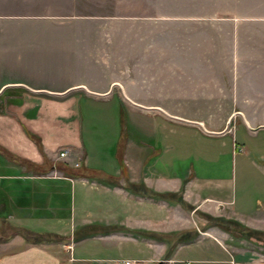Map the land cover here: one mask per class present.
<instances>
[{
    "label": "crops",
    "instance_id": "crops-1",
    "mask_svg": "<svg viewBox=\"0 0 264 264\" xmlns=\"http://www.w3.org/2000/svg\"><path fill=\"white\" fill-rule=\"evenodd\" d=\"M89 1L0 0V264H264V15L127 24L85 17ZM124 30L130 39L111 37ZM95 112L115 133L104 151ZM226 141L263 180L240 205L223 197L231 180L204 176ZM173 159L193 160L191 170ZM133 186L183 190L197 211L228 212L259 239L213 227L189 243L161 242L156 234L184 233L190 219ZM249 240L259 252L241 247Z\"/></svg>",
    "mask_w": 264,
    "mask_h": 264
},
{
    "label": "rangeland",
    "instance_id": "rangeland-1",
    "mask_svg": "<svg viewBox=\"0 0 264 264\" xmlns=\"http://www.w3.org/2000/svg\"><path fill=\"white\" fill-rule=\"evenodd\" d=\"M88 4L91 5L90 10L92 13L85 14V17L105 18L106 21L110 22H115V20L118 19L119 21L127 22V24H130V22H132L131 18L134 17H137V20L150 19L147 21L155 20L160 22L157 19L163 18L164 16L179 18L180 15L191 16L193 14H199V16L205 22L211 16L219 17L221 19H229L234 17H241L245 19L247 17H257L264 15V0H90ZM171 22L175 23L176 21L172 20ZM180 33L182 32H180L178 29L173 30L172 37L179 39ZM224 33H226V29L222 28L220 35L221 37L225 38L227 35ZM157 36L158 31H153L151 37L156 38ZM111 37L130 39L131 32L124 30V32H119L117 34L113 33ZM104 113L105 112H95L93 114L92 117L95 121V130H93L89 124L91 122L89 118L90 113L87 114L84 119L86 142L89 144V140H91V132L93 130L94 133L92 134V137L98 139L97 144L103 151V148L107 145L105 143V138H112V135L115 134L114 131L109 128L107 122H105L107 119L106 114ZM237 129L238 131L241 130L240 127H237ZM239 141L241 144L244 143L242 140H240V138ZM227 143L228 141L225 142V147H220V152L223 157L221 158L218 170L217 167L214 171L210 169L209 172L204 174V176L213 178L214 180H231L230 190L228 193L226 192V194H223V197L226 198L228 195H231L234 201L240 205L246 195V186L248 184H252L253 189H255L254 186L261 185L263 180L258 172L253 170L250 171L251 168L248 166H246V168L245 165L242 166V155L238 154L237 156V153H235L233 159L232 143L229 145V155V146H226L228 145ZM241 144H239V147H241ZM246 144L249 145V142H246ZM238 151L240 153V148ZM172 161L173 163H179L182 170H191V165L193 163V160L183 159H173ZM151 164H153V162ZM154 167L163 171V158L160 160L157 158V160H155ZM178 167L179 165L173 166V171H179ZM216 170L218 172H216ZM259 189L255 191L256 195L255 198L252 197L253 200L262 198ZM249 192L250 191H247V194H249ZM206 195L212 194L208 193ZM156 199L157 201L163 200L162 198ZM171 204L173 207L180 208L181 212L189 217L192 229L188 228L186 231H183L184 233L181 234H156L157 240H160L161 242H167L169 240L174 247L180 242L189 243L194 241L198 236H201L198 230H201L205 233V231H209L213 229V227L219 228L223 231H225V227H229L230 232L227 233L233 238H238L244 234L243 225L235 218L233 219L232 217H227L226 215L229 214L228 212L226 214L220 210L221 215H212L210 213H203L199 210L197 211L194 204L188 203L184 200L183 190L172 195ZM249 241L250 242L248 243H243L244 245L241 247L244 249H253L259 252V248L262 247L259 241Z\"/></svg>",
    "mask_w": 264,
    "mask_h": 264
},
{
    "label": "trees",
    "instance_id": "trees-1",
    "mask_svg": "<svg viewBox=\"0 0 264 264\" xmlns=\"http://www.w3.org/2000/svg\"><path fill=\"white\" fill-rule=\"evenodd\" d=\"M123 121L125 123V120H123ZM31 138H33L40 145V139L38 137H36V136L31 134ZM60 168L65 173H67V174H69V175H71L73 177H81L82 176L81 172H76V171L73 172V170L69 169L67 166L63 165ZM133 187H134V189L133 188L131 189L132 192L139 193V190H144L143 192H140V193H143L142 195H145V196H152V197H155V198H162V199L170 200L172 198V195H173V194L172 195H163V194L155 193V192L149 191L147 189H143L144 188L143 186H141L142 189H139V187H137V186H133ZM224 230H225V232H230L229 227H225ZM243 232H244V234H242L240 237H238V236H236V237H238V238H246V239H251V238L259 239L258 235H260V234H258V232L251 231L248 228H245L244 226H243ZM44 240H48V239L44 238ZM159 264H161V263H159Z\"/></svg>",
    "mask_w": 264,
    "mask_h": 264
},
{
    "label": "water",
    "instance_id": "water-1",
    "mask_svg": "<svg viewBox=\"0 0 264 264\" xmlns=\"http://www.w3.org/2000/svg\"><path fill=\"white\" fill-rule=\"evenodd\" d=\"M24 87H25V86H24ZM25 88H27V87H25ZM27 89H29V90H31V91H34V90L30 89V88H27ZM73 89H83V90H85L86 92H88V93H90V94H95V93L89 91V89L86 88V87H78V88H73ZM121 89H122V88H121ZM122 90H123V89H122ZM69 91H70V90H69ZM35 92H36V91H35ZM37 92H39V91H37ZM40 92H46V91H40ZM46 93H50V92H46ZM66 93H67V92H66ZM95 95H100V94H95ZM123 95H124V97H125L128 101L131 102V100L127 97V95L125 94V92H123ZM238 114H239L240 116H242L240 113H238ZM242 117H243V116H242ZM233 118H234V116H232V117L229 119V121L227 122V126H226L224 132L227 131V130L229 129V127L231 126V123H232V121H233ZM244 121H245L247 127H248L249 129H252V128L250 127L249 123H248L245 119H244ZM197 124L200 125L202 128H204V126H203L202 123H197Z\"/></svg>",
    "mask_w": 264,
    "mask_h": 264
},
{
    "label": "built area",
    "instance_id": "built-area-1",
    "mask_svg": "<svg viewBox=\"0 0 264 264\" xmlns=\"http://www.w3.org/2000/svg\"><path fill=\"white\" fill-rule=\"evenodd\" d=\"M65 155H66V152L61 153V157H65ZM124 264H131V262L127 261Z\"/></svg>",
    "mask_w": 264,
    "mask_h": 264
},
{
    "label": "bare ground",
    "instance_id": "bare-ground-1",
    "mask_svg": "<svg viewBox=\"0 0 264 264\" xmlns=\"http://www.w3.org/2000/svg\"><path fill=\"white\" fill-rule=\"evenodd\" d=\"M233 122V121H232Z\"/></svg>",
    "mask_w": 264,
    "mask_h": 264
}]
</instances>
